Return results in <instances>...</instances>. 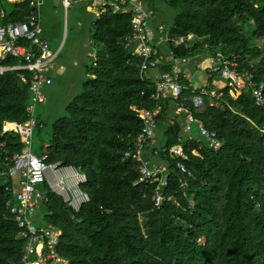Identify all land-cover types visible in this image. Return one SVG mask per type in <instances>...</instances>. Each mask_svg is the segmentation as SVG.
Segmentation results:
<instances>
[{
  "label": "trees",
  "instance_id": "16d2710c",
  "mask_svg": "<svg viewBox=\"0 0 264 264\" xmlns=\"http://www.w3.org/2000/svg\"><path fill=\"white\" fill-rule=\"evenodd\" d=\"M162 1L177 11L163 50L199 59V54L210 57L218 51L235 54L239 70L264 82V0ZM5 2L10 9L4 11L0 3L6 13L0 20L7 23L23 21L33 9L29 0ZM130 21L129 13L108 10L89 22L90 38L102 48L95 69L85 66L95 77L82 81V91L51 123L45 148L49 163L71 164L86 175L83 190L90 202L75 213L45 187L48 202L40 205L36 220L61 230L58 251L69 264H264V102L256 105L249 88L236 99L227 87L221 98L203 97L194 115L216 132L221 143L217 151L195 130L183 133L181 116L167 122L174 102L152 98L153 81L140 75V61L125 46ZM249 23L250 30L241 29ZM187 35L194 43L173 49L172 39ZM15 64L10 56L0 59L1 67ZM169 69L159 66L158 76ZM21 76L29 80L26 71L0 75V264H17L23 247L5 210L11 196L1 176L22 147L17 134L2 131L3 121L25 120L29 93ZM182 84V97H190L188 82ZM133 106L159 111L161 144L147 157L166 166L164 193L172 200L158 209L151 201L153 187L135 184L137 163L123 159L142 127ZM36 127H41L39 118ZM174 145L182 147L185 159L169 154Z\"/></svg>",
  "mask_w": 264,
  "mask_h": 264
},
{
  "label": "built area",
  "instance_id": "2783aa9c",
  "mask_svg": "<svg viewBox=\"0 0 264 264\" xmlns=\"http://www.w3.org/2000/svg\"><path fill=\"white\" fill-rule=\"evenodd\" d=\"M2 0H0L1 3ZM67 9L75 2H86L87 9L95 16V20L104 15L108 10L113 14L131 15L130 33L126 38V48L131 57L140 61L139 73L144 76L147 71L157 70L159 66L167 64L170 69L161 73L153 81L152 98L156 101L172 100L174 102L173 115L167 118L172 124L175 116H181L183 120L182 131L191 134L193 130L203 139L207 145L217 151L221 143L216 132L209 130L204 123L194 115L201 110L203 97L211 96L207 84L200 87L189 85L190 97H182V81L188 80L187 68L195 65L196 72L212 79L225 82L229 93L233 98L241 95L243 89L249 88L256 105L264 102V82H256L254 74L247 70H239V56L230 54L224 56L216 52L210 57H201L195 62L192 56H176L173 50H163L170 40L168 33L164 32L162 26L157 27V32L163 34L155 39L152 30L148 26L153 12L147 9L143 0H59ZM33 7L32 12L25 20L7 25H0V58L10 56L18 64L0 67V75L4 71H26L29 80L21 76V81L27 85L29 98L25 108V120L21 123L3 121V133L13 132L18 135L21 142V150L12 156V165L1 172L4 189L10 194L11 199L5 203V210L15 222L20 238L23 241L20 260L17 264H69L59 253V238L61 230L53 225H38L35 216L42 203L48 202L46 193H41L38 185L43 184L48 191L58 196L75 213L90 202L89 194L83 190L87 183L86 175L74 165H64L61 161L48 162V155H34L30 151V139L33 129L37 125L36 108L44 104L46 100L45 88L51 84L48 77V65L53 62L57 53L49 52V45L45 36L42 35L40 27L41 6L43 0H29ZM22 41L30 42L25 45ZM173 49L183 44L191 45L194 40L191 35L179 36L172 39ZM186 46V45H185ZM206 46V45H205ZM96 54L91 55V68L95 69ZM90 77H95L91 72ZM145 78V77H144ZM146 79V78H145ZM212 104V103H211ZM132 109L142 122V127L137 133L133 145L124 153V160L137 163L139 173L138 181L135 183H148L153 187L151 201L153 207L158 209L172 197L167 196L164 190L168 187V172L162 163H152L146 155L150 147V140L154 137L157 125L158 109L147 110L144 108ZM157 152L154 151L153 154ZM173 158H186L180 145H174L169 149ZM176 167L182 173L187 170L181 161H176ZM185 187V183L181 184Z\"/></svg>",
  "mask_w": 264,
  "mask_h": 264
},
{
  "label": "rangeland",
  "instance_id": "374dc122",
  "mask_svg": "<svg viewBox=\"0 0 264 264\" xmlns=\"http://www.w3.org/2000/svg\"><path fill=\"white\" fill-rule=\"evenodd\" d=\"M145 2L153 11V16L148 21L149 28L155 30L157 25L161 24L164 32L167 33L173 24L177 11L162 0H145ZM1 4L5 10L9 7L6 6L5 0H2ZM65 10L62 3L52 9H49L46 5L42 7L41 26L49 45V52L51 54L57 52V56L48 65V73L53 78V84L45 90V103L38 105L35 113V118L36 120L39 118L41 127L33 129L30 139V151L37 156L43 154L44 147L49 142L51 123L63 114L64 106L82 91V81L90 77L91 74V69L85 68L87 64L91 65L92 58L84 56L85 39H87L88 34L87 26L90 22L88 15L85 14L84 3L75 2L71 4L68 10ZM251 28V23L241 26V29L244 30H250ZM60 44L61 47L58 49ZM258 44H261L260 41ZM98 49L101 50V46L96 48V50ZM82 57L84 67L78 69V66H74L73 62L77 61L78 64ZM60 65L63 66L61 73L58 71ZM144 77L154 81L158 78V74L155 71H147ZM197 77L200 78L201 75H197ZM187 81L198 83V80L194 77L193 80L189 78ZM154 135H162V132L156 128ZM157 142L158 140L155 141V143ZM38 188L41 193L46 192L43 184L38 185ZM35 221L39 224L38 220Z\"/></svg>",
  "mask_w": 264,
  "mask_h": 264
},
{
  "label": "crops",
  "instance_id": "0c3cea01",
  "mask_svg": "<svg viewBox=\"0 0 264 264\" xmlns=\"http://www.w3.org/2000/svg\"><path fill=\"white\" fill-rule=\"evenodd\" d=\"M8 2H10V3H18V2H22L23 0H7ZM144 1V5H145V7L147 8V9H150L149 7H148V5H147V3L145 2V0H143ZM79 2H82V1H79ZM60 3H61V1H59V0H43V2H42V6H41V18H42V7L43 6H47L49 9H52L53 7H56V6H59L60 5ZM78 3V2H77ZM82 3H84V10H85V14L86 15H88V17H89V20H90V22H94V21H96L95 20V16L93 15V14H91L90 13V11L87 9V3L86 2H82ZM7 6H9L10 7V5H8L7 4ZM7 8L8 10L10 9V8ZM70 8V7H69ZM69 8H67L66 10H68ZM65 9V8H64ZM3 10L4 11H6L4 8H3ZM3 10H1L0 11V19H2V18H4V16H6V13L3 11ZM65 10V11H66ZM150 10H152V9H150ZM32 12V11H31ZM153 12V11H152ZM153 16V15H152ZM26 19V18H25ZM24 19V20H25ZM99 19V18H98ZM6 23V24H5ZM7 24H10L9 22L7 23V22H5V21H2V20H0V25H7ZM90 24V23H89ZM148 25H149V22H148ZM158 26H162L161 24H158L157 25V27ZM40 27H41V29H42V26H41V22H40ZM157 27H156V29L154 30V29H152L153 31H152V33H153V36H154V38L155 39H158V38H160V37H162V34H159L158 32H157ZM163 27V26H162ZM89 25L87 26V30H88V34H87V39H85V43H86V47H85V49H84V56H89L90 58H91V55L93 54V53H95L96 54V56H98L99 54H101L102 53V48H101V50H96V48H98V46H101L99 43H97V42H95V41H93L91 38H90V32H89ZM167 33H168V31H167ZM42 35L43 36H45V34H44V32H43V29H42ZM30 45V44H29ZM61 47V44L58 46V49ZM55 53H57V52H55ZM202 57V55L201 54H199V57ZM195 58H194V60H195V62L197 61V59H199V58H197V56H194ZM200 57V58H201ZM0 59H2V58H0ZM18 63H19V61H18ZM74 63V66L75 65H77L78 66V69H82V67H84L83 66V57H82V60H80V62H78V64H77V61H74L73 62ZM76 66V67H77ZM1 67V66H0ZM91 68V67H90ZM63 70V66L62 65H60L59 66V72L61 73V71ZM153 71V70H152ZM155 72H157L158 73V70H154ZM187 71H188V79L190 78V79H192L193 80V77L196 79V80H198V83H196V82H189V81H187L188 83H189V85H192V86H195V87H200V86H202V84H207L208 83V88H210V90H209V92H210V94H211V96H215V97H218V98H221V94H222V91H223V89H225L226 88V86H225V82H223V81H221V80H215V79H211V82H209V79L211 78H209V77H207V76H203L202 74H198L197 72H196V70H195V65L194 64H191L188 68H187ZM47 75H48V77L49 78H51V84L49 85V86H47L46 88H45V90L48 88V87H50V86H52V84H53V78L50 76V74L49 73H47ZM197 75H201V77L199 78V77H197ZM209 84L211 85V86H209ZM229 95L231 96V94L229 93ZM45 96H46V94H45ZM232 97V96H231ZM233 98V97H232ZM233 99H236V98H233ZM158 140V142L157 143H155V141L156 140ZM161 140H162V138H161V135H159V136H157V135H154V137L152 138V140H150V147L146 150V155L147 156H151V153H152V150L154 149V148H159V145H160V142H161ZM44 193H46V192H44ZM35 220H36V216H35ZM38 225H42V224H38Z\"/></svg>",
  "mask_w": 264,
  "mask_h": 264
}]
</instances>
